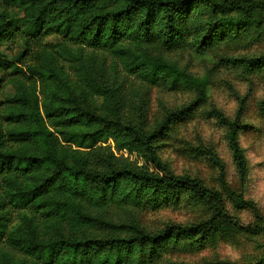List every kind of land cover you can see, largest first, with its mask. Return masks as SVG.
<instances>
[{"label": "trees", "instance_id": "16d2710c", "mask_svg": "<svg viewBox=\"0 0 264 264\" xmlns=\"http://www.w3.org/2000/svg\"><path fill=\"white\" fill-rule=\"evenodd\" d=\"M192 5H205L214 16H226L208 25L201 48L215 28L219 29L215 37L225 28L230 32L256 28L253 15L264 10V2L251 0H0V262L147 264L144 249L157 248L174 235L217 232L219 223L240 226L227 212L219 192L198 180L171 173L153 146V140L165 133L172 120L191 114L202 103L205 83L144 55L142 47L158 42L174 45ZM234 13L243 17L234 18ZM14 48L17 53L12 60L1 53ZM86 49L117 59L130 79L147 85L162 79L174 90L194 88L199 97L171 113L149 136L108 120L100 128L84 132L97 127L100 119L78 101L62 73L68 63L84 87L104 95L84 65ZM243 62L260 66L264 58ZM225 123L234 159L245 179L247 164L238 141V120ZM107 140H114L120 151L142 149L153 171L112 165L106 172L89 170V154L84 151ZM211 160L220 164L216 155ZM88 183H97L99 188L89 189ZM148 187L156 192L191 191L210 204L214 215L198 226H169L156 234L136 228L130 229L128 236L106 239H67L61 234L65 223L76 233L102 224L83 212L82 200L93 198L99 206L134 203L139 191ZM41 229L55 231L58 239L40 242ZM102 229L124 232L109 224ZM250 232L264 233V225ZM17 256L23 260H16Z\"/></svg>", "mask_w": 264, "mask_h": 264}, {"label": "rangeland", "instance_id": "374dc122", "mask_svg": "<svg viewBox=\"0 0 264 264\" xmlns=\"http://www.w3.org/2000/svg\"><path fill=\"white\" fill-rule=\"evenodd\" d=\"M231 16L242 18L243 14ZM219 18L226 16H214L205 5H192L180 24V36L174 45L145 44L142 53L205 83L202 103L191 114L172 120L165 133L153 140L157 158L174 175L198 180L207 189L219 192L227 212L241 224L219 223L215 226L217 232L174 235L157 248L144 249L147 264H264V233L250 232L257 225H264V64L243 62L264 58V10L253 15L258 22L256 28L244 27L235 32L225 28L216 37L219 29L215 28L201 48L208 25ZM1 53L12 60L17 48L13 52L3 49ZM83 62L104 95L84 87L68 63L63 67L62 78L78 101L93 109L100 119L97 127L84 132L100 128L108 120L149 136L171 113L190 106L199 97L194 88L174 90L162 79L153 85L130 79L117 59L101 51L86 49ZM39 97L44 101L42 94ZM236 120L240 126L238 141L247 164L245 179L234 159L225 123ZM119 147L114 140H107L84 151L89 154L88 169L106 172L112 165L117 169L153 171L142 149L120 151ZM212 155L220 164L211 160ZM88 188L99 185L88 183ZM81 202L83 212L104 225L76 233L65 223L61 228L64 238L125 237L132 228L156 234L169 226H198L214 215L210 204L187 190L156 192L148 187L139 191L134 203L99 206L93 198ZM19 224L17 221L16 228ZM105 224L124 232L103 230ZM57 237L55 231L45 229L38 235L42 243L54 242ZM15 259L23 260L19 256Z\"/></svg>", "mask_w": 264, "mask_h": 264}]
</instances>
